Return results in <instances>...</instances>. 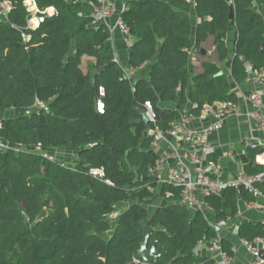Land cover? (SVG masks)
I'll use <instances>...</instances> for the list:
<instances>
[{
    "label": "trees",
    "instance_id": "1",
    "mask_svg": "<svg viewBox=\"0 0 264 264\" xmlns=\"http://www.w3.org/2000/svg\"><path fill=\"white\" fill-rule=\"evenodd\" d=\"M8 1L10 10L0 19V111L23 113L0 117V138L19 146L0 151V264H136L145 224L149 242L162 253L154 264L212 262L193 248L217 230L199 211L174 203L177 189L161 187L173 195L149 215L156 180L148 168L157 154L144 136L142 107L150 101L164 128L175 112L159 102L190 103L194 115L204 105L236 103L222 64L237 84L246 78L248 64L264 67V0H259L262 14L253 0H193L201 20L193 36L201 57L198 73L189 67L191 0H126L121 18L132 39L128 66L134 70L152 61L148 77L138 79L125 77L113 60L109 31L92 24L89 0H35L40 8L56 9L35 30L24 28L23 0ZM229 26L235 33L231 54L225 43ZM209 38L217 61L199 53ZM84 56L92 59L86 70ZM98 99L102 112L96 109ZM55 147L77 149V159L45 156ZM245 149L244 170L264 173V164L255 161L257 150ZM90 168H102L111 184L90 175ZM256 186L264 194V175ZM239 199L256 201L242 187L209 197L215 222L235 221ZM120 204V214L108 220ZM237 235L264 237V223L242 220ZM221 245L233 256L231 241L222 237Z\"/></svg>",
    "mask_w": 264,
    "mask_h": 264
},
{
    "label": "built area",
    "instance_id": "2",
    "mask_svg": "<svg viewBox=\"0 0 264 264\" xmlns=\"http://www.w3.org/2000/svg\"><path fill=\"white\" fill-rule=\"evenodd\" d=\"M125 1L118 3L117 0H89L87 3L90 5L89 14L93 18L92 24H104L110 34L109 40L118 31L128 46L132 39L129 36L128 27L121 18V13L126 9ZM10 6L8 0H0V19L6 17ZM23 6L27 12L24 27L26 30L37 29L45 18L56 13L53 6L40 8L35 0H23ZM23 38L28 40L29 35L23 33ZM113 60L119 63L115 50L113 51ZM123 71L125 77L131 78L130 69L124 68ZM246 73V80L254 85V89L244 95V99L250 106L247 117L251 130V134L246 139V144L257 150L255 161L264 164V67L252 68L248 64ZM98 91L99 95L103 96V88L99 87ZM234 108L235 103L232 102H221L217 104V107L204 105L198 115L188 113L161 128L151 102L145 101L142 107L145 124L144 135L149 139L150 149L157 154L154 164L148 168V173L155 177L156 187L171 186L177 189V198L174 203L199 211L209 221V224L217 230L216 236L208 240L198 241L194 246L193 253L196 256L212 260V262L199 264H233L234 261L233 256L222 249V236L218 229L224 221L211 223L209 220L208 216L213 214V211L208 198L221 195L225 188L230 187L236 189L242 187L258 196L263 195L256 184L262 181L264 173L250 175L243 166H240L234 174L222 177V170L212 157L214 148L210 135L223 127L229 116V109ZM96 109L98 112L103 111L101 99L97 100ZM209 117L212 119L207 120ZM196 122L198 125H195ZM162 146L164 147L163 153L160 152ZM11 147L12 145L0 138V151ZM18 147L13 146L12 148L17 150ZM260 150L262 153H259ZM88 173L107 184H111V181L105 177L102 168H90ZM172 195L173 192L170 190L164 191L166 200ZM244 202L246 209L256 208L255 201ZM123 208L124 204L118 205L115 210L106 215L107 219L113 222ZM240 244L250 255L247 264H264V237H256L252 240L240 238ZM133 261L136 264L140 262L135 257Z\"/></svg>",
    "mask_w": 264,
    "mask_h": 264
},
{
    "label": "crops",
    "instance_id": "3",
    "mask_svg": "<svg viewBox=\"0 0 264 264\" xmlns=\"http://www.w3.org/2000/svg\"><path fill=\"white\" fill-rule=\"evenodd\" d=\"M120 3L123 0H117ZM87 10L89 11L90 5L86 2ZM253 8L262 14V7L259 0H253ZM187 12L190 17L191 25H192V48L190 49V56H189V67L193 70V72L198 73L201 71L200 67V60L201 57L197 53L196 48L194 47V29L196 23L201 21L197 18L194 10V1L191 0L188 7ZM234 39L235 33L232 26L228 27L225 43L228 48L229 53L231 54L234 49ZM211 43V38L201 44V48L199 49V53L202 55H209L212 57L213 61L216 60V54L208 52L202 46L207 43ZM108 43L113 47L116 51L117 55L122 57V63H119L126 69H130L128 66V52H127V45L124 43L122 35L116 31L113 38L108 40ZM213 46V45H212ZM214 47V46H213ZM204 50L205 53H201L200 50ZM213 54V55H212ZM87 57V56H84ZM83 57V58H84ZM89 58V57H87ZM119 59V58H118ZM83 60V59H82ZM146 63L142 65L138 69L131 70V78L138 79L140 77L147 78L150 64ZM222 71L227 75L228 82L230 84L231 91L237 95V102L235 103L234 109H229V116L225 120L223 127L212 133L210 135V140L214 151L212 153V157L215 159L216 163L219 165L220 169L222 170V177H226L228 175L234 174L240 166H243L248 162V157L246 155L247 146L246 139L251 134L250 125L247 117V112L250 110L249 104L244 99V95L248 94L250 91L254 89V85L247 81L246 78L244 79L243 83L237 84L235 83L231 76L229 69L222 64ZM158 106L160 108L171 109L175 112L174 119H179L180 117L186 116L188 113H192L191 109L192 106L190 103H184L178 105L177 101H165L159 102ZM217 107V104L215 105ZM212 118L209 117L207 120H211ZM205 120V121H207ZM195 125H198L196 122ZM145 133V131H144ZM145 136V135H144ZM160 152H164V147H161ZM162 189L159 187H155L152 189V194H154L155 198H161L165 204L168 203V200L164 198V193L161 191ZM256 208L252 210H248L245 208V202L241 199L238 200V215L236 216V220H224V223L219 227L218 231L223 238L232 242L233 247V264H247L250 255L243 249L240 244V238L237 234L234 233L235 226L240 223L242 220H250L252 222L261 221L264 223V194L262 196L256 197ZM162 204L161 206H164ZM209 220L211 223H215V215L210 214ZM209 223V221H207ZM110 232H107L105 236H108Z\"/></svg>",
    "mask_w": 264,
    "mask_h": 264
},
{
    "label": "rangeland",
    "instance_id": "4",
    "mask_svg": "<svg viewBox=\"0 0 264 264\" xmlns=\"http://www.w3.org/2000/svg\"><path fill=\"white\" fill-rule=\"evenodd\" d=\"M202 47L205 50H208V52H212L213 51V46L210 44V42L205 43ZM118 58H119V61L122 63V61H123L122 57L120 55H118ZM210 58L212 59L211 56H210ZM91 61H92L91 58L84 57L83 60H82V67L86 70V67L88 66V64ZM87 70H88V68H87ZM21 113H23V112L12 110V109L3 110V111H0V117L11 118V117L17 116V115H19ZM35 148L39 149V147H34V148H31V149H35ZM44 154H45V156L51 157L52 159L53 158H59V159H62L63 161H65V162H72V161L77 159V149H72V148H69V147L50 148L48 150H45ZM162 204H165V202H163L162 199L159 198V197L155 198L154 194H152L151 195V204L147 205L149 215L151 216L154 213L155 209L158 206H161ZM208 217L211 218L210 216H208ZM153 227L155 228V227H158V226L155 225Z\"/></svg>",
    "mask_w": 264,
    "mask_h": 264
},
{
    "label": "water",
    "instance_id": "5",
    "mask_svg": "<svg viewBox=\"0 0 264 264\" xmlns=\"http://www.w3.org/2000/svg\"><path fill=\"white\" fill-rule=\"evenodd\" d=\"M226 1L229 2L230 0ZM228 17L230 20L233 19V10L231 7H229ZM200 52L205 53L203 49L200 50ZM259 153H262L261 150L259 151ZM239 189L240 188L238 187L237 190ZM252 194L254 197L258 196L256 193ZM186 224L190 226L191 221L187 220ZM149 231L150 227L145 224L142 240L140 242L139 248L135 251L134 254V257L140 261L138 264H154L162 255L161 251L155 247V244L153 242H149ZM234 233H238V225L235 227Z\"/></svg>",
    "mask_w": 264,
    "mask_h": 264
}]
</instances>
